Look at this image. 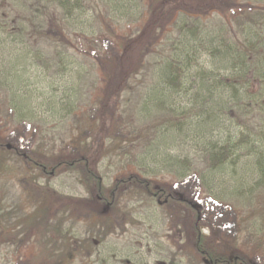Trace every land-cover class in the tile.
Listing matches in <instances>:
<instances>
[{"label":"rangeland","instance_id":"1","mask_svg":"<svg viewBox=\"0 0 264 264\" xmlns=\"http://www.w3.org/2000/svg\"><path fill=\"white\" fill-rule=\"evenodd\" d=\"M68 1L0 0V264H264V0Z\"/></svg>","mask_w":264,"mask_h":264},{"label":"trees","instance_id":"2","mask_svg":"<svg viewBox=\"0 0 264 264\" xmlns=\"http://www.w3.org/2000/svg\"><path fill=\"white\" fill-rule=\"evenodd\" d=\"M51 1H53V0H51ZM55 1H57V3L59 4V5H61V6H64V4L65 3H68V4H70V2L68 1V0H66L65 2H64V0L62 1V0H54V2ZM210 4V6L209 7H204L203 6V8H202V10H196V11H193V12H187V10H188V6L186 5V2L184 1V0H163V2H162V6H164V7H166L167 9H169V10H176V12H178V11H183V12H185V14H190V16H194V17H196L195 15H198L199 17H201V16H205V15H208L210 12L211 13H218L219 11H220V9H221V7H219L216 3L214 4V1H213V3H209ZM208 4V5H209ZM229 45V44H228ZM122 47V46H121ZM123 47H125V46H123ZM187 55H189V53H186ZM112 59H116L117 60V62H120V59L121 58H118V57H116V55H111V56H109V58H108V60H112ZM245 61L246 62H249V63H254L255 64V61H252L249 57H247L246 59H245ZM256 63L258 64V61H256ZM172 64L173 65H176V66H178V67H180L179 66V63H177V60L176 61H172ZM259 66V65H258ZM260 67V66H259ZM261 68V67H260ZM180 69H181V67H180ZM233 83H235L234 81H233ZM112 100V99H111ZM255 101V102H254ZM258 103H259V101H257V100H253V99H247L246 100V105H248V104H256V105H258ZM258 107V106H257ZM262 119L264 120V115H263V117H262ZM240 135H246L247 136V134L246 133H244V132H242V134H239L238 135V137L237 138H239L240 137ZM236 138V139H237ZM230 140L232 141V142H234L235 141V137L233 136V134L231 135V137H230ZM254 141V140H253ZM256 142H254V147H259L260 148V150L262 151V152H264V149L261 147V146H258L257 144H255ZM257 145V146H256Z\"/></svg>","mask_w":264,"mask_h":264}]
</instances>
